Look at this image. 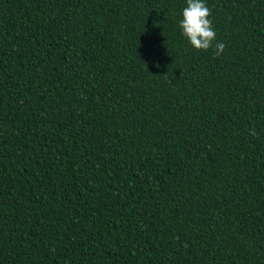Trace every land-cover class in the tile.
Segmentation results:
<instances>
[{
    "label": "trees",
    "instance_id": "1",
    "mask_svg": "<svg viewBox=\"0 0 264 264\" xmlns=\"http://www.w3.org/2000/svg\"><path fill=\"white\" fill-rule=\"evenodd\" d=\"M203 2L219 56L186 0H0V264H264V0Z\"/></svg>",
    "mask_w": 264,
    "mask_h": 264
},
{
    "label": "clouds",
    "instance_id": "2",
    "mask_svg": "<svg viewBox=\"0 0 264 264\" xmlns=\"http://www.w3.org/2000/svg\"><path fill=\"white\" fill-rule=\"evenodd\" d=\"M187 6L182 10V19L179 27L182 35L196 50H208L213 48L214 55L222 54L225 44L216 41V33L209 19L210 9L203 0H186ZM159 65H157L158 67Z\"/></svg>",
    "mask_w": 264,
    "mask_h": 264
}]
</instances>
